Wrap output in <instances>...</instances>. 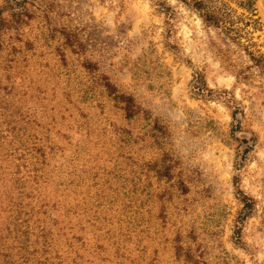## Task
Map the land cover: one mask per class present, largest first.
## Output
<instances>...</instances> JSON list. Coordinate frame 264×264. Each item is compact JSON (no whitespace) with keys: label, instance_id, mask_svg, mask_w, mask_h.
<instances>
[{"label":"rangeland","instance_id":"rangeland-1","mask_svg":"<svg viewBox=\"0 0 264 264\" xmlns=\"http://www.w3.org/2000/svg\"><path fill=\"white\" fill-rule=\"evenodd\" d=\"M0 15V264H264V77L240 47L177 0Z\"/></svg>","mask_w":264,"mask_h":264},{"label":"trees","instance_id":"trees-1","mask_svg":"<svg viewBox=\"0 0 264 264\" xmlns=\"http://www.w3.org/2000/svg\"><path fill=\"white\" fill-rule=\"evenodd\" d=\"M189 10L196 13L202 22L208 27H214L230 42L240 47L249 57L250 61L257 67L264 77V52L260 49V44L256 39H260L264 32V24L258 16L256 0H177ZM162 10L166 15V22L172 31V21L175 20L176 11L166 2L162 3ZM242 11L241 13L239 11ZM7 23L0 15V30ZM170 47L171 44H168ZM192 88L197 95L213 97L214 91L209 89L205 77L201 73H196L192 82ZM219 97H226L227 103L233 106L232 94L226 90L221 91ZM122 96H120L121 98ZM125 98V97H124ZM126 116L133 118L137 111V106L132 97L125 99ZM236 119V112L233 113ZM240 127L238 121L237 128ZM240 200L244 205L243 219L249 217L255 209V200L246 196L239 190ZM239 233V232H238Z\"/></svg>","mask_w":264,"mask_h":264},{"label":"water","instance_id":"water-1","mask_svg":"<svg viewBox=\"0 0 264 264\" xmlns=\"http://www.w3.org/2000/svg\"><path fill=\"white\" fill-rule=\"evenodd\" d=\"M242 137H245L246 138L247 136L243 134Z\"/></svg>","mask_w":264,"mask_h":264}]
</instances>
